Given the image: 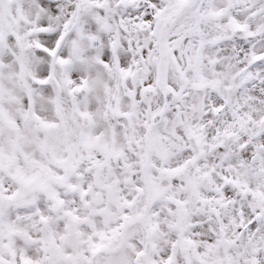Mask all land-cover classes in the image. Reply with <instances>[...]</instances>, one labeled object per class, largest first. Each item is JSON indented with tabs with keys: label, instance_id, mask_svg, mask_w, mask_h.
Here are the masks:
<instances>
[{
	"label": "snow or ice",
	"instance_id": "6c2138e0",
	"mask_svg": "<svg viewBox=\"0 0 264 264\" xmlns=\"http://www.w3.org/2000/svg\"><path fill=\"white\" fill-rule=\"evenodd\" d=\"M0 264H264V0H0Z\"/></svg>",
	"mask_w": 264,
	"mask_h": 264
}]
</instances>
